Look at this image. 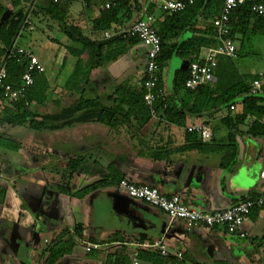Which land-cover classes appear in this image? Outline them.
<instances>
[{
	"label": "crops",
	"instance_id": "obj_1",
	"mask_svg": "<svg viewBox=\"0 0 264 264\" xmlns=\"http://www.w3.org/2000/svg\"><path fill=\"white\" fill-rule=\"evenodd\" d=\"M0 2L5 5L3 0ZM36 2L40 3V0ZM72 2L64 3L63 10L67 11L70 21L74 18V25L80 28L82 35L90 39L105 40L103 33L92 31L91 20L99 15L107 1L101 3L100 0H92L93 3L86 8L80 0V9L73 7ZM138 3V9L132 12L129 19L119 15V23L113 25L112 32L129 29L136 20L148 13L149 7L152 9L150 13L156 19L155 28H158L167 16L155 10L153 0H138ZM39 14L42 22L35 26L32 23L26 26L20 31L14 44L35 55L44 67L42 77L47 85L51 84L48 85L46 98L52 89H66L64 87L66 82L76 64H79L88 72L85 95L96 100L85 110L87 113L75 111V100L68 106L55 108L61 113L53 120L52 133L60 138L63 134L65 140L72 145L69 151L63 153L54 149L56 152L54 156L57 159L53 157V162L55 166L63 168L59 172L45 168L43 164L29 166L18 162L21 158L43 155L45 146H34V138L31 135L20 141L13 139L12 135L8 136L7 131L3 130L7 124H0V137L8 136L18 144L17 149H11L15 153L14 156L6 153L2 157L0 172L12 185L13 193L19 199L16 205L14 202L13 204L6 202L5 199L0 201V238H4L0 240V264H43L45 248L38 249L35 245L39 243V234L46 232L47 223L55 227V239L65 230L71 232L77 225L83 229L80 243L83 245L82 251L74 248L71 254L63 256L55 264H107V258L115 255L121 248L129 255L130 264H152L146 259L134 258L133 255L140 251L160 255L158 243L165 248L167 255H160L162 260L156 264H264V206L247 216L242 225L246 236L240 238L228 234L221 228L195 225L186 230L182 222L169 221L161 210L130 198L117 185L102 187L81 197L74 195L75 192L101 180V176L105 175L104 168L113 164L122 178L136 185L156 188L166 196L175 195L189 208L204 211L220 210L238 201L259 197L263 188L254 190L252 186L257 182L261 183L257 179V174L264 170V137H252L247 134L248 126L255 118L249 117L244 124L237 126L231 137L222 124V119L226 116L232 118L242 113L243 96L237 97L229 104L235 105L234 111L229 107L217 109L214 106L218 104H213L212 101L209 107L211 111L214 110L213 113L208 117H188L181 134L175 130L174 125L160 120L157 115L152 116L142 127L131 118L128 126H131L132 131L126 129V123L118 122L116 129L108 131L103 123L97 121L98 112L102 107L120 110L106 100L115 86L124 83L140 85L146 63L144 47L138 43L118 56L114 62L91 69L89 50L85 51L80 61L72 56L65 57L63 48L60 47L65 38L58 30L57 24L43 13ZM214 17L205 20L204 12L200 10L196 28L204 30L212 23ZM186 37H189V34L178 35L169 43H179ZM240 37L236 35L235 40ZM205 48L208 47H202L197 56L203 53ZM173 57L179 58L180 61L185 60L177 55ZM173 57L165 62L166 68L164 64L160 70L161 91L166 98L171 93L172 81L177 71L174 70L173 73L170 65ZM231 59L226 57L218 59L212 83L217 82L219 78L221 85L211 95L215 97L214 99H217L229 84V73H223L220 67ZM47 63L52 64L50 80L44 76ZM238 73L243 76L241 72ZM262 87L263 84L261 91ZM261 91L259 94L264 97ZM35 120L38 123L45 122L40 116ZM193 123L208 126L212 134L211 139L202 141L196 134V140L204 146L180 150L181 146H193L191 145L193 142L188 140L185 133L186 127ZM260 123L264 125V115ZM23 126L30 130L28 123H24ZM44 128L45 125L37 131L42 133ZM110 135L112 145H108ZM80 142L84 145L82 146ZM105 143L109 147L105 146ZM230 145L236 147L233 160L230 157ZM78 155H90L97 159L100 169H91L87 174L66 178L64 173L67 158ZM242 167L247 169L251 178L256 179L253 185L246 186L237 182L236 177ZM28 173L34 177L38 174V178L28 177ZM4 190L0 184V192ZM95 206H102L100 213L109 211L116 214L113 216L114 225L104 236L97 233L89 235L90 229L84 225L94 214ZM19 207L26 209V216L21 218L23 210ZM100 218L104 221L106 219L104 215ZM113 235L120 240L102 243ZM89 238L95 239L96 242L91 243ZM26 242H29V248L24 247ZM43 243L50 244L46 239H43ZM88 244H96L99 247L85 251ZM177 254H180V257Z\"/></svg>",
	"mask_w": 264,
	"mask_h": 264
},
{
	"label": "trees",
	"instance_id": "obj_2",
	"mask_svg": "<svg viewBox=\"0 0 264 264\" xmlns=\"http://www.w3.org/2000/svg\"><path fill=\"white\" fill-rule=\"evenodd\" d=\"M72 1L58 0L54 2L53 0H43L41 2L40 0V3H35L36 11L31 12L32 16L41 12L57 24L58 30L65 38L62 45H60L63 48L65 57L72 56L80 61L85 51L89 50V62L91 69H93L105 63L114 62L118 56L139 43L138 39L128 36H113L102 41L84 37L80 28L70 22L67 11L63 10V4H69ZM104 1H107V3L112 2L113 5L108 9L103 8L99 12V15L91 20L92 31L101 34L112 32L113 25L119 23V15L129 19L132 12L139 7L138 0H100L101 3ZM259 1L264 4V0ZM30 3L31 0H9V6H7L0 2V17L6 10H10L11 12L10 18L0 26V59L4 58L14 45L22 29L23 22L30 13ZM85 3L87 5L86 8H88L93 2L92 0H85ZM221 5V0H194L184 11L164 17L161 24L156 28L161 40V51L157 59L159 70L173 55L191 62L196 60L197 54L202 47L216 45L213 24H208L204 30H200L196 28V19L200 10L204 12L205 20L212 19L213 16L220 13ZM147 10L148 12L152 11L151 7ZM230 26V36L234 40L236 35L243 37L250 31L251 33H259L264 36V18L256 16L251 11V2L249 0L233 11L230 17ZM182 34H189V37L184 38L179 43H169L172 39ZM226 59L229 58L226 57ZM27 67L28 60L25 55L9 60L6 65L7 77L4 80V84L18 85L21 75ZM220 71L229 73V84L221 91L218 98L214 99L215 97H211V95L221 85L219 78H217V82L215 83L209 82L194 90H188L184 87L187 70L180 71L177 69L172 81L170 95L167 98L165 97L163 101L157 100L154 103L157 117L175 127L184 129L188 117L200 118L210 116L214 111H211L209 107L212 101H214L213 104H218V106L214 107L221 109L222 107H229V104L234 102L237 97L243 96L242 113L232 118L226 116L222 119V124L226 128L228 136L231 137L234 134L235 128L244 124L249 117H254L255 120L248 126L247 134L252 137H264V125L260 123L264 115V97L260 94L252 95L249 93L250 84L238 73L230 61L222 65ZM43 73L38 74L33 72V84L27 89L24 96L10 102L8 106H0V124L23 125L24 123H28L30 129H42L45 122L38 123L35 120L36 115L30 110V105L32 103L42 104L46 101L48 85L42 77ZM87 75L88 72H85L81 65L76 64L64 86L68 91L74 92L77 96L75 99V111L77 112L87 113L85 110L96 100L85 95ZM143 82L144 79H142L139 86H133L128 83L115 86L111 95L106 97V100L111 105L120 108V110L116 111L111 107H102L98 112L97 121L103 123L108 131L116 129L117 122L126 123V129L132 131L131 126H128L131 118L140 127L148 123L152 116L143 100L145 93ZM157 88L161 89L160 76ZM2 96L3 87H0V102ZM185 133L188 140L193 142L191 144L193 146H181L180 150L204 146L199 140H196L195 133L187 132L186 129ZM1 137L0 145L3 148L9 150L11 148L13 150L17 149L18 144L8 137ZM230 146V157L233 160L236 147L234 145ZM100 167L97 159L92 158L90 155L69 156L65 164L64 176L70 179L74 175L87 174L91 169H100ZM104 170L105 175L101 176V180L75 192L74 195L81 197L102 187L118 186L122 176L117 172L113 164L107 165ZM257 209L260 208H253L250 213ZM82 234L83 229L80 225L75 226L71 232L68 230L62 232L59 237L44 249L43 264H55L63 256L71 254L74 248L81 243ZM115 237L113 235L106 242L102 243H112L120 240H117ZM89 241L91 243L96 242L93 238H89ZM137 257L146 259L152 264H156V262L162 260L159 254L148 251H140ZM106 263L130 264L131 261L124 248H121L115 255L108 257Z\"/></svg>",
	"mask_w": 264,
	"mask_h": 264
},
{
	"label": "built area",
	"instance_id": "obj_3",
	"mask_svg": "<svg viewBox=\"0 0 264 264\" xmlns=\"http://www.w3.org/2000/svg\"><path fill=\"white\" fill-rule=\"evenodd\" d=\"M20 1V0H18ZM57 2L58 0H53ZM83 1L86 7L85 0ZM221 10L216 15L212 24L214 27L216 45L203 49V53L197 56L196 60L188 63L187 76L184 87L188 90H194L199 86L212 82L214 72L218 65L220 57L233 58L237 53L234 39L231 38L230 17L234 10L244 5L247 0H221ZM251 2V11L258 17L264 18V4L259 0H249ZM36 0H31L30 13L23 22L22 29L30 25L31 9L34 8ZM193 0H153L155 10L164 15H172L182 12L187 6L191 5ZM112 2H108L102 6L108 9L112 6ZM156 19L150 12L146 13L142 18L136 20L126 31L116 30L115 32H104L103 39H109L113 36H128L138 39L139 44L145 49V69L143 74V87L145 90L143 100L151 114L155 116L154 103L157 100H164L165 95L161 89L157 88L160 70L157 65V59L161 51V40L155 28ZM25 55L28 60V67L21 75L18 85L4 84L7 77L6 65L11 59L17 56ZM33 72L43 73L44 67L35 55L29 51H25L16 47L14 44L7 52L6 56L0 59V87H3V96L1 101L12 102L24 96L27 89L33 84ZM262 82L254 80L249 86V93L252 95L259 94ZM231 111L236 110L234 104L229 106ZM187 132L195 133L202 141L211 139V130L208 126L201 123H193L186 127ZM0 173V178H1ZM257 179L261 182L263 191L261 195L255 199H246L220 210L204 211L195 208H189L180 202L175 196H166L158 189L146 186L136 185L129 182L126 178H122L118 183V188L125 192L130 198L143 202L151 207L161 210L169 219V221H180L184 224L186 230H190L192 226H204L207 228H221L228 234L237 235L240 238L246 236V232L242 229V225L253 208H261L264 205V170L257 174ZM160 255H167V251L159 243ZM96 244H88L85 251L97 249ZM134 258L137 253H134ZM180 257V254H177Z\"/></svg>",
	"mask_w": 264,
	"mask_h": 264
},
{
	"label": "rangeland",
	"instance_id": "obj_4",
	"mask_svg": "<svg viewBox=\"0 0 264 264\" xmlns=\"http://www.w3.org/2000/svg\"><path fill=\"white\" fill-rule=\"evenodd\" d=\"M3 3L7 6H9V0H3ZM72 6L80 9L81 8L80 0H74L72 2ZM31 10L36 11L35 6ZM31 16H32V14H31ZM31 16H30V23L34 24V26L37 25V23L42 22V19H41V16L39 13L37 15H33L32 17ZM43 22H44V20H43ZM70 22L74 24V18H71ZM82 31L84 32L85 29H83ZM84 34H86V32H84ZM235 46L237 49V53L231 59V61L230 60L229 61L234 65L236 70H238L239 72H241V74H243V77L246 79L247 82L251 83L253 81V79L260 80L263 84L261 92L264 93V80L262 78V73L259 74L264 67V36L259 34V33H253L252 34V33L248 32L245 36L240 37L237 40H235ZM179 62H180V59L176 58V57H173V59L171 60L170 65H171L173 73H175L174 70H177L179 68V64H180ZM164 67L166 68V64L164 65ZM165 68H163V69H165ZM263 70H262V72H263ZM51 71H52V64L47 63L46 64V73L44 75L47 80L51 79ZM50 86H51V84H50ZM51 91H54V92L52 93ZM47 94H48V96H47L46 101L44 103H42V104L32 103L30 105V110L33 111V113L36 115V117L40 116L41 120H45V128H44V131L42 133H40V131H37L36 129H30L29 130L26 127H24L23 125H16V124H12V125L7 124V126L6 125L4 126L3 130H5V132L7 131V134H9L8 136L12 135L14 137L13 139H16L19 141L21 139H25V136L31 135L34 138V146H37V145L45 146L46 152L44 151L43 155H41V156L34 155V156H29L27 158H21V159H19L18 162L22 163L23 165H29V166H31V165L40 166L43 164L45 168H50V169H53L54 171L56 170L59 172V171H62L63 168L59 167V166H55V164L53 162L54 161L53 157H55V159H57L56 156H54L56 153L54 151V149H57L60 153H63V152L69 151L71 149L72 145L69 143V141L65 140V136H63V134L61 136L62 138H60L59 136L56 137L52 133L53 120L56 117H59V115H60L59 113H61L59 111H56L55 108L63 106V105L68 106V105L72 104L77 96L74 93L68 91L67 89H61V88H56L55 90L52 89ZM9 104H10V102H7V101H1L0 102V106H8ZM58 119H60V118H58ZM174 128H175V130L180 132V134L182 133L181 128H179V127H174ZM113 136H115V134H113ZM108 138H109L108 139V141H109L108 145H112L111 135ZM79 141H80V135L78 134L77 142H79ZM69 145H70V147H69ZM81 145L83 146L84 143H81ZM104 145L108 146L106 143ZM78 147H80V146H78ZM6 153L9 154V156L15 155V153L13 151H11V150L7 151L5 148H3L0 145V162H2V157ZM59 159H61V158H59ZM27 175H29L28 177H32V178L37 177L38 178V174H35V177L33 176V174L30 175L28 173ZM1 176L2 177L0 178V184H2L3 188H5V190L3 192H0V201H3V199H5L6 202L11 203V204H13V202H14L16 205L18 198L13 193L12 185L8 183L6 177H3L2 174H1ZM80 178H82V177H80ZM80 181H82V180H80ZM252 188L254 190H258V189L261 190L262 185H261V183L259 184V182H257L252 186ZM124 194H125V192H124ZM12 199H13V201H12ZM2 205L4 206L5 204L2 203ZM101 207L102 206H100V207L95 206L94 211H93L94 214L93 215L91 214L92 217L90 216L89 220H87V223L84 224L87 227H89V229H90L89 235H94V233H97V234L104 236V235L108 234L109 229L114 225L113 216H116V214L109 213V211H107L105 213L104 212L100 213L99 210ZM19 209L23 210L21 218L26 216V214H25L26 209L25 208L22 209L20 207H19ZM17 210H18V208H17ZM99 215L100 216L104 215V218H106L105 221L102 218H100ZM8 217H10V216H8ZM101 219H102V221H100ZM45 225L47 227V230H45L46 232H42L39 234V243H37L35 245V247L38 249L46 248L47 245H45L46 243L45 244L43 243V239H46L50 243L53 240H55V233H54L55 227L51 223H47ZM3 239H4L3 237L0 238V240H3ZM24 247L29 248V242H26L24 244ZM82 248H83V245H81V244H79L75 247V249L79 252L82 251Z\"/></svg>",
	"mask_w": 264,
	"mask_h": 264
},
{
	"label": "water",
	"instance_id": "obj_5",
	"mask_svg": "<svg viewBox=\"0 0 264 264\" xmlns=\"http://www.w3.org/2000/svg\"><path fill=\"white\" fill-rule=\"evenodd\" d=\"M11 12L10 10H6L0 17V26L10 18ZM189 61L188 60H181L179 64V70L185 71L187 69ZM262 78L264 80V70L262 72ZM236 180L239 184H243L246 186H251L255 183L256 179L251 178L248 175L247 169L245 167L240 168Z\"/></svg>",
	"mask_w": 264,
	"mask_h": 264
}]
</instances>
